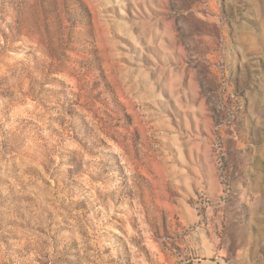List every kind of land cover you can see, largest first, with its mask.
<instances>
[{"label": "rangeland", "instance_id": "rangeland-1", "mask_svg": "<svg viewBox=\"0 0 264 264\" xmlns=\"http://www.w3.org/2000/svg\"><path fill=\"white\" fill-rule=\"evenodd\" d=\"M0 264H264V0H0Z\"/></svg>", "mask_w": 264, "mask_h": 264}]
</instances>
